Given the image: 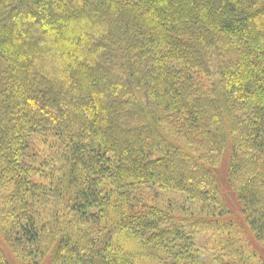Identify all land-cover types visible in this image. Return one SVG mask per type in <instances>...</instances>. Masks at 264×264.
<instances>
[{
  "label": "trees",
  "instance_id": "obj_1",
  "mask_svg": "<svg viewBox=\"0 0 264 264\" xmlns=\"http://www.w3.org/2000/svg\"><path fill=\"white\" fill-rule=\"evenodd\" d=\"M14 263L264 264V0H0Z\"/></svg>",
  "mask_w": 264,
  "mask_h": 264
},
{
  "label": "rangeland",
  "instance_id": "obj_2",
  "mask_svg": "<svg viewBox=\"0 0 264 264\" xmlns=\"http://www.w3.org/2000/svg\"><path fill=\"white\" fill-rule=\"evenodd\" d=\"M191 74H194L195 79L197 80V82L206 84L208 87H210L211 84H215L216 87H217V95H219V84H218L217 81H215V79L207 78V77L204 78L203 76L197 75L194 72H191ZM176 129L178 130L180 128L177 127ZM186 133H188V132H184L183 135H180V133L178 134L180 136L179 138H180V140L182 142H187L186 139L182 138V136L186 135ZM190 142H191V146L194 149H200L201 150V146L203 145L201 143V141L194 140V141H190ZM135 188H136L135 183H133V186L131 188L132 197H133V194L135 193ZM143 192H144V197H145V194L149 195V199H148L149 202L153 203L156 200H159V201L161 200L162 201V205L165 206V207H168L169 205H174V204L182 205V206H185L186 208H193V210L195 212L199 213L201 208H202V206H204L203 203H201V202H199L197 200H194V199L190 198L189 196L182 194L179 191H176V190H174L172 188L164 187V186L159 185V184H157V185H155L153 187H145ZM51 203H52V205L56 204V202H51ZM151 205H156V204L153 203ZM218 236H219L218 238H222L223 237V236H221V233H218ZM203 237H205L204 234L201 235V238H203ZM225 237H229V234H227ZM205 241H207V239ZM48 243H50V240H48ZM203 244H205L204 240H203ZM222 249H225L224 245H220V251H222ZM16 264H19V263H16Z\"/></svg>",
  "mask_w": 264,
  "mask_h": 264
}]
</instances>
